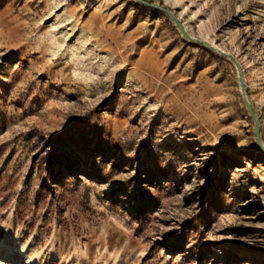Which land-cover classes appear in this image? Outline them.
Segmentation results:
<instances>
[{
	"label": "rangeland",
	"instance_id": "374dc122",
	"mask_svg": "<svg viewBox=\"0 0 264 264\" xmlns=\"http://www.w3.org/2000/svg\"><path fill=\"white\" fill-rule=\"evenodd\" d=\"M66 1L0 0V264H264L234 63L136 0ZM147 1L238 60L264 144V0Z\"/></svg>",
	"mask_w": 264,
	"mask_h": 264
},
{
	"label": "water",
	"instance_id": "95a60500",
	"mask_svg": "<svg viewBox=\"0 0 264 264\" xmlns=\"http://www.w3.org/2000/svg\"><path fill=\"white\" fill-rule=\"evenodd\" d=\"M136 1L142 3V4L146 5V6H149V7H152V8H156V9H159V10H162L176 24V26L179 28L180 32L182 33V35L184 37H186L190 41H193V42H196V43H199V44H202V45L206 46L207 48H209L213 52H216V53H218V54H220V55H222L224 57L229 58L234 63V65L236 66V69H237L238 81H239L240 91H241L242 96H243V101H244V104L246 106V109H247V111H248V113H249V115H250V117H251V119H252V121L254 123V133H255V141H256V144L260 148V150L262 152H264V144H263V142L261 140V136H260V125H259V122H258V120L256 118V115L254 113V110L252 109V107L250 105V102L248 101V99L246 97V94H245V84H244V80H243V74H242V71L240 69V65H239L238 60L232 54H228V53L220 50L219 48L215 47L214 45H211L208 42L201 40L198 37L191 36L184 29L182 23L173 14V12L171 10H169L168 8H166L165 6L160 5L158 3H155V2H149L147 0H136Z\"/></svg>",
	"mask_w": 264,
	"mask_h": 264
},
{
	"label": "bare ground",
	"instance_id": "6f19581e",
	"mask_svg": "<svg viewBox=\"0 0 264 264\" xmlns=\"http://www.w3.org/2000/svg\"><path fill=\"white\" fill-rule=\"evenodd\" d=\"M54 6H56L57 8H65L67 6V1L66 0H49ZM206 36L205 39L206 40ZM221 50V49H220ZM244 77V76H243ZM244 83H245V86L247 87V84L245 82V79H244Z\"/></svg>",
	"mask_w": 264,
	"mask_h": 264
}]
</instances>
